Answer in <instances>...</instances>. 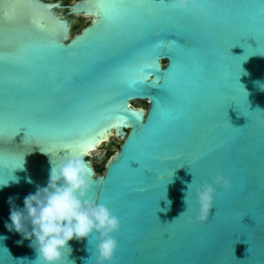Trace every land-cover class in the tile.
I'll list each match as a JSON object with an SVG mask.
<instances>
[{
	"label": "water",
	"instance_id": "water-1",
	"mask_svg": "<svg viewBox=\"0 0 264 264\" xmlns=\"http://www.w3.org/2000/svg\"><path fill=\"white\" fill-rule=\"evenodd\" d=\"M70 157L120 219L113 264H264V0H0V264L37 259L5 224ZM215 175L209 219L179 218ZM69 243L64 264H95V233Z\"/></svg>",
	"mask_w": 264,
	"mask_h": 264
},
{
	"label": "clouds",
	"instance_id": "clouds-1",
	"mask_svg": "<svg viewBox=\"0 0 264 264\" xmlns=\"http://www.w3.org/2000/svg\"><path fill=\"white\" fill-rule=\"evenodd\" d=\"M172 4L189 9L197 4V0H172ZM91 174V165L83 157H70L58 166L52 163L47 186L38 187L35 194L26 196L23 209L11 208V223H6L5 227L30 241L29 246L37 253L33 264H64L65 251L68 255L72 251L69 242L89 239L94 233L98 236L95 264H113L119 246L114 234L120 230L121 223L107 205L89 198ZM7 184H0V187ZM213 185L225 189L231 186L223 175H215L212 183L205 181L202 186L196 187L197 209L188 205L187 197L192 183L188 184L186 211L179 218L186 216L191 223L194 216L197 222H206L216 196ZM189 213L191 215H187Z\"/></svg>",
	"mask_w": 264,
	"mask_h": 264
},
{
	"label": "rangeland",
	"instance_id": "rangeland-1",
	"mask_svg": "<svg viewBox=\"0 0 264 264\" xmlns=\"http://www.w3.org/2000/svg\"><path fill=\"white\" fill-rule=\"evenodd\" d=\"M55 1V0H52ZM73 1V0H69ZM77 1V0H74ZM79 22L78 17H73L72 18V26H74V31L72 35L79 33L81 27H77V24ZM85 22V21H84ZM134 107L136 108H142L143 110H147L148 104L145 101L137 100L132 103ZM123 139L118 137L117 135L113 134L111 138L108 140L107 144H102L99 147H97L95 150L91 151L89 156L91 158V165L95 169L97 175H102L104 173L106 164L108 163L110 157L115 154L118 149L120 144L122 143ZM99 170V172H98Z\"/></svg>",
	"mask_w": 264,
	"mask_h": 264
},
{
	"label": "flooded vegetation",
	"instance_id": "flooded-vegetation-1",
	"mask_svg": "<svg viewBox=\"0 0 264 264\" xmlns=\"http://www.w3.org/2000/svg\"><path fill=\"white\" fill-rule=\"evenodd\" d=\"M55 1H61V3H62V5L63 6H68V5H70V4H72L73 2H75L74 0L73 1H69V0H55ZM78 1V0H77ZM69 10L66 8V9H63V13L64 14H67V12H68ZM70 17H72V16H70ZM76 17H78L79 18V22H78V24H77V27L79 28V27H81L82 25H83V27L81 28V30L84 28V27H86V26H88L90 23H91V21H92V17H90V16H85V15H83V14H81V15H77ZM85 21V22H84ZM80 30V31H81ZM73 31H74V26L72 27V30H71V34L73 33ZM79 31V32H80Z\"/></svg>",
	"mask_w": 264,
	"mask_h": 264
},
{
	"label": "bare ground",
	"instance_id": "bare-ground-1",
	"mask_svg": "<svg viewBox=\"0 0 264 264\" xmlns=\"http://www.w3.org/2000/svg\"><path fill=\"white\" fill-rule=\"evenodd\" d=\"M130 105L134 107V105H133L132 103H130ZM134 108H136V107H134ZM110 134H111V136H112V135L114 134V131L111 130L109 133H107V134L105 135V137H102V139L100 140V142H101L102 140H106V139L109 140V138H110V137H109ZM100 145H101V144H100ZM100 145L95 146V147L92 148V149H96V148L99 147ZM90 152H91L90 150H87V153H88V154H90Z\"/></svg>",
	"mask_w": 264,
	"mask_h": 264
},
{
	"label": "snow or ice",
	"instance_id": "snow-or-ice-1",
	"mask_svg": "<svg viewBox=\"0 0 264 264\" xmlns=\"http://www.w3.org/2000/svg\"><path fill=\"white\" fill-rule=\"evenodd\" d=\"M164 0H160V3H163ZM197 3H200V0H197Z\"/></svg>",
	"mask_w": 264,
	"mask_h": 264
},
{
	"label": "trees",
	"instance_id": "trees-1",
	"mask_svg": "<svg viewBox=\"0 0 264 264\" xmlns=\"http://www.w3.org/2000/svg\"><path fill=\"white\" fill-rule=\"evenodd\" d=\"M98 172H99V170H98Z\"/></svg>",
	"mask_w": 264,
	"mask_h": 264
}]
</instances>
